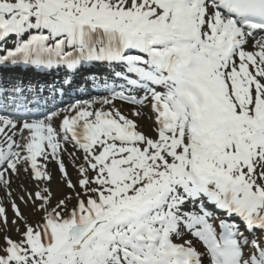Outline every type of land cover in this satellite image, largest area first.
I'll use <instances>...</instances> for the list:
<instances>
[{
    "label": "snow or ice",
    "instance_id": "6c2138e0",
    "mask_svg": "<svg viewBox=\"0 0 264 264\" xmlns=\"http://www.w3.org/2000/svg\"><path fill=\"white\" fill-rule=\"evenodd\" d=\"M9 39L0 264H264V0H0ZM20 67L66 79L46 95ZM97 70L106 95L55 105Z\"/></svg>",
    "mask_w": 264,
    "mask_h": 264
},
{
    "label": "bare ground",
    "instance_id": "6f19581e",
    "mask_svg": "<svg viewBox=\"0 0 264 264\" xmlns=\"http://www.w3.org/2000/svg\"><path fill=\"white\" fill-rule=\"evenodd\" d=\"M100 89H101V88H100ZM88 91H89V90H88ZM142 94H143V93H141V95H142ZM116 104H117V107L122 108L123 111H124L126 114L129 112V109H130V106H129V105L123 104V103H121V102H119V101H117ZM144 111H145V110H144ZM147 115H148V114L145 112V118H143V119L135 118V119H137V122L139 123L141 130L145 131V132H146L147 134H149V135H154V133L152 132V121L149 120V119H147ZM69 149H71V148H69ZM50 164H51V163H50ZM50 164L48 165V167L50 166ZM49 169H50V168H49ZM50 170H51V169H50ZM51 171H52V170H51ZM20 177H21V178H20V182H21V181H25L23 174H21ZM15 180H16V178L13 177V181H15ZM2 194H3V193H0V196H1ZM5 203L7 204V201H5Z\"/></svg>",
    "mask_w": 264,
    "mask_h": 264
},
{
    "label": "rangeland",
    "instance_id": "374dc122",
    "mask_svg": "<svg viewBox=\"0 0 264 264\" xmlns=\"http://www.w3.org/2000/svg\"><path fill=\"white\" fill-rule=\"evenodd\" d=\"M18 185H20V184H18ZM18 185H17V186L15 187V189L13 190V193H14V192H17L16 196H18L19 194H21ZM26 185H27L30 189L33 187L32 181H30V180H28V183H27ZM65 191H66V190H65ZM13 196H14V195H13ZM16 196H14V198H15ZM17 203H19V202L17 201ZM21 208H22V210H24L25 215H28L29 218H33V219L35 218V217L29 215L28 210L25 209L23 205H21ZM12 233H13V232H11V234H12ZM0 236H2V233H0Z\"/></svg>",
    "mask_w": 264,
    "mask_h": 264
}]
</instances>
